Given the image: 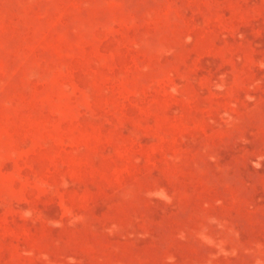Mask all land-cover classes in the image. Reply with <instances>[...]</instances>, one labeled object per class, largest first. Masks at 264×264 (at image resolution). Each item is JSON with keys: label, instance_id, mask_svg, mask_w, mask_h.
I'll use <instances>...</instances> for the list:
<instances>
[{"label": "rangeland", "instance_id": "1", "mask_svg": "<svg viewBox=\"0 0 264 264\" xmlns=\"http://www.w3.org/2000/svg\"><path fill=\"white\" fill-rule=\"evenodd\" d=\"M0 264H264V0H0Z\"/></svg>", "mask_w": 264, "mask_h": 264}]
</instances>
